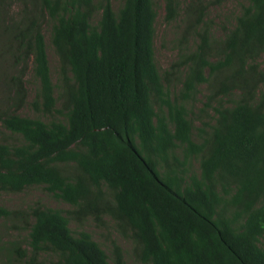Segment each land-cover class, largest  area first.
Here are the masks:
<instances>
[{
    "label": "trees",
    "instance_id": "trees-1",
    "mask_svg": "<svg viewBox=\"0 0 264 264\" xmlns=\"http://www.w3.org/2000/svg\"><path fill=\"white\" fill-rule=\"evenodd\" d=\"M229 1L164 0L162 69L157 0H0V194L69 205L0 202V264H264V0Z\"/></svg>",
    "mask_w": 264,
    "mask_h": 264
},
{
    "label": "rangeland",
    "instance_id": "rangeland-1",
    "mask_svg": "<svg viewBox=\"0 0 264 264\" xmlns=\"http://www.w3.org/2000/svg\"><path fill=\"white\" fill-rule=\"evenodd\" d=\"M160 4L158 6V17L156 21V37H155V47H156V60L160 68H169L173 60L177 58L178 54V47H179V37L184 28V23L181 21H174L172 23L167 22L165 19L166 17V9H165V2L164 0H157ZM242 0H230L229 2L225 3L223 6L219 8H215L212 13H216L218 10L222 12L230 13L234 12L239 7V2ZM244 1V0H243ZM22 10L21 4L15 3L12 8H8V12L11 17H15L14 19L20 17L19 12ZM7 14V12H6ZM6 16V15H5ZM217 21L220 19L217 18ZM2 23V22H1ZM0 23V24H1ZM215 27H217L215 25ZM217 32L220 33L218 27L216 28ZM46 37H49V29L46 30ZM49 59L52 63L53 70L57 67L58 57L55 54V51L52 49L49 50ZM261 61L264 66V57L261 58ZM32 71H29L27 74V78L30 80L28 82V87L35 88L38 85V81L35 78H32ZM32 110L29 106L22 109L23 113H30ZM8 137L11 138V134L7 133ZM15 136V135H13ZM12 136V137H13ZM41 202L48 206L53 207H60L67 209L69 205L65 203L63 200L55 198L53 195L49 194L43 187L35 186L31 187L23 192L20 193H1L0 194V202L6 204L11 208H21L32 206L36 202ZM9 223L10 221H5ZM13 223V222H12ZM74 225V224H73ZM4 225H2L0 220V228L2 233H5ZM87 228L92 230L94 237L99 240L101 243L104 242V234H101L102 229L95 226L93 222L87 223ZM13 233L11 236L5 237L6 240L12 239L16 236V232L12 230ZM119 242L124 246L126 250L131 248V245L128 244L126 239L118 233L117 230L114 231L113 234Z\"/></svg>",
    "mask_w": 264,
    "mask_h": 264
}]
</instances>
